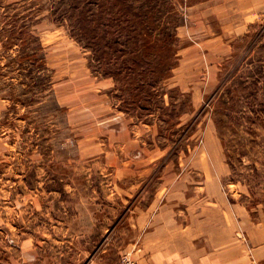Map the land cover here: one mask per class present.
<instances>
[{
  "label": "rangeland",
  "instance_id": "rangeland-1",
  "mask_svg": "<svg viewBox=\"0 0 264 264\" xmlns=\"http://www.w3.org/2000/svg\"><path fill=\"white\" fill-rule=\"evenodd\" d=\"M209 136L264 207V0H0V264L14 215L87 216L121 264L122 205Z\"/></svg>",
  "mask_w": 264,
  "mask_h": 264
},
{
  "label": "crops",
  "instance_id": "crops-1",
  "mask_svg": "<svg viewBox=\"0 0 264 264\" xmlns=\"http://www.w3.org/2000/svg\"><path fill=\"white\" fill-rule=\"evenodd\" d=\"M206 147L178 173L166 168L161 197L158 190L157 198L122 205L120 252L137 264H264V207L224 195L226 164L215 136ZM84 219L7 216L5 230L18 243L7 247L6 264H119L108 247L95 252L94 225H78Z\"/></svg>",
  "mask_w": 264,
  "mask_h": 264
},
{
  "label": "built area",
  "instance_id": "built-area-1",
  "mask_svg": "<svg viewBox=\"0 0 264 264\" xmlns=\"http://www.w3.org/2000/svg\"><path fill=\"white\" fill-rule=\"evenodd\" d=\"M121 264H137V262L133 258L131 252H123L121 256Z\"/></svg>",
  "mask_w": 264,
  "mask_h": 264
}]
</instances>
